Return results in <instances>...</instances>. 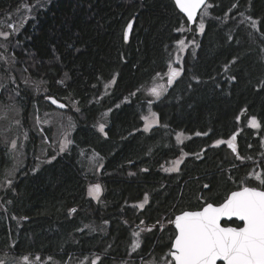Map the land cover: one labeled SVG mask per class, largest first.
Masks as SVG:
<instances>
[{
    "label": "trees",
    "instance_id": "1",
    "mask_svg": "<svg viewBox=\"0 0 264 264\" xmlns=\"http://www.w3.org/2000/svg\"><path fill=\"white\" fill-rule=\"evenodd\" d=\"M34 1L0 0V16ZM201 17L204 29L197 33L173 0H52L16 32L12 55L26 67L25 80L16 78L14 87L2 76L0 100L43 113L55 106L42 96L52 97L75 119L64 152L50 161L28 158L0 192V253L64 263L111 250L159 264L164 254L169 259V221L177 213L218 204L241 182L264 189L255 179H264V0H207ZM184 36L196 46L184 54L179 76L152 101L159 124L145 131L150 99L141 89L166 71L173 44ZM36 80L41 93L31 90ZM104 82L113 85L101 96ZM250 117L259 127L249 125ZM180 132L188 137L178 142ZM29 135L28 150H34L37 129ZM233 135L236 152L216 143ZM84 151L100 157L99 172L81 164ZM182 154L178 170L162 169ZM9 165V145L0 135V176ZM93 183L102 187L99 201L87 194ZM145 196L143 209L133 206ZM101 223L107 228L87 229ZM137 224L146 230L136 249L130 229Z\"/></svg>",
    "mask_w": 264,
    "mask_h": 264
},
{
    "label": "rangeland",
    "instance_id": "2",
    "mask_svg": "<svg viewBox=\"0 0 264 264\" xmlns=\"http://www.w3.org/2000/svg\"><path fill=\"white\" fill-rule=\"evenodd\" d=\"M51 1L35 0L33 4L21 3L20 6L17 7L15 6L9 12L0 16V82L2 80V76H4L5 74L8 75L9 81L13 83L11 85L14 87L18 85L16 83V78L20 80H25L24 76L26 74L24 71L26 67H24L25 69L20 67L16 63L13 57L14 55H12L14 54V51L12 50V46L14 45L13 36L16 34L18 30H20L22 26L25 25V23L28 20L34 17L35 13L38 12L39 9L47 6V4H50ZM203 20L204 17H201L197 20L195 24L197 33L201 32L199 25ZM185 31H187L186 28L180 29L181 33H185ZM180 40L184 41L183 47H181L179 44ZM180 40H178L173 44L174 52L172 54V60L166 71L162 73H158L151 80H149L141 89L144 96L150 99L147 100V103L144 108L146 109L145 114L143 116L144 130H145L144 117L150 116L151 113H155V121L151 124V127L147 131H149L152 127L159 124L157 113L153 110L151 106L152 101L156 100L157 98L155 96L150 95L149 90L152 89L153 87L162 86V88L160 89L162 95L170 85L168 83L170 70L175 69L179 71V73H181L180 65L184 54L189 48H194L196 46V41L188 40L186 36H184ZM178 76H176L173 79V81ZM27 82L31 83L30 80H28ZM31 85H32L31 90L36 93H41L42 91H44V86L40 85L38 80H36L35 84H31ZM112 85L113 82H104L101 89V96L105 94L112 87ZM8 92H10V88L8 89ZM6 94L7 92L5 91L4 95ZM0 95H1V88H0ZM41 99L48 100L49 98L48 96L43 95ZM24 108L25 107L18 106V104L12 98L10 99L7 98L5 99V101L0 100V135L3 137V141H5L9 145V158H10V165L7 167L5 171H3V175L0 176V192L5 190L12 184L13 180L16 177V174L25 166L26 160L28 158L29 159L35 158L37 162L50 161L54 157L64 152L67 149V146H69L71 128L73 125V119L75 118L72 112L70 113L61 112L62 109L70 110L68 107L65 106V104L63 108L55 107L53 108V110L50 111H46L42 109L44 111L43 113H40L39 111L35 112L32 109L27 110ZM54 109H57L58 111ZM252 118L254 117L249 118L248 123ZM105 119H106L105 116L102 115L96 123V127L100 131H101V126H103L104 129ZM31 129H37V133H38L35 143L36 147L34 150L31 149L28 150L29 143L31 142L29 141V137H30L29 131ZM49 134H51L50 137L48 136ZM178 136H179V140L177 139ZM187 137L188 135L182 132L177 133L176 135V139L178 142H181ZM230 139L231 137L221 141H223V143L228 145V141ZM82 156L83 157H81V164H84L88 168L89 172H99L101 170L102 160L95 152L84 151L82 152ZM184 158H185V154H182L174 159H171L162 165V169L165 171H167V169H172V168L178 170ZM177 161H179V163H176ZM256 175L257 174H255V176ZM94 185H99L101 189L98 198L89 195V190ZM87 194L94 201H99L100 197L102 196L101 185L98 183L90 184L87 189ZM140 204H144L145 206L147 203H145L143 200L142 202H137L133 204V206H135L138 209H143L139 207ZM167 224L168 221L162 223L160 225L161 230L163 227L167 226ZM133 227L134 228L137 227L141 229L137 230V228L133 229ZM133 227L132 230L130 229L131 240H132V244L136 245L138 244L140 233L145 231L146 227L145 226L142 227V224ZM104 228H107L106 223H101L99 225H91L87 229L90 232H96L98 230H104ZM134 233H138V235H134ZM167 253H169V250L167 251ZM130 254L132 253L130 252ZM152 255L155 256L154 254ZM150 259L151 261H153L152 258ZM169 259L164 254L159 264H167V261ZM98 260H99V256L97 255L96 252L86 253L78 257H72L64 263L58 262L55 258L52 257L45 258L40 255H23L21 257L20 256L16 257L6 251L0 253V264H95V263L97 264ZM124 264H137V262L136 260L134 261V258L132 259L131 256L128 255V260ZM141 264H151V262L142 261Z\"/></svg>",
    "mask_w": 264,
    "mask_h": 264
},
{
    "label": "snow or ice",
    "instance_id": "3",
    "mask_svg": "<svg viewBox=\"0 0 264 264\" xmlns=\"http://www.w3.org/2000/svg\"><path fill=\"white\" fill-rule=\"evenodd\" d=\"M205 3L206 0H175L176 6L190 21ZM205 14H207L206 9ZM255 26L253 22V27ZM131 27L132 25L129 24L128 28ZM199 27L201 31L204 29L203 21ZM179 44L183 47L184 41L180 40ZM179 74V71L171 69L168 83L171 84ZM161 88L162 86L153 87L149 90V94L159 99ZM52 103L56 104L57 101L52 99ZM144 120L147 131L155 121V113L144 117ZM249 123L252 127H259L255 118ZM177 139L179 140V136ZM235 139L233 135L228 141V147L233 152H236V147L232 143ZM216 143L220 144L223 141ZM175 170V168L167 169V171ZM255 179L260 185H264V179L260 175H256ZM100 190L99 185H94L90 188L89 195L98 198ZM147 200L145 196L144 202L147 203ZM139 207L143 208L144 204H140ZM233 218L241 221L242 226H222V220L232 221ZM169 223L175 226V236L170 246L168 253L170 259L167 264H217L218 261L223 264H264V190L258 187L246 186L241 182L239 189L232 191L222 202L218 204L206 202L200 210L183 211ZM135 246L139 247V244Z\"/></svg>",
    "mask_w": 264,
    "mask_h": 264
},
{
    "label": "flooded vegetation",
    "instance_id": "4",
    "mask_svg": "<svg viewBox=\"0 0 264 264\" xmlns=\"http://www.w3.org/2000/svg\"><path fill=\"white\" fill-rule=\"evenodd\" d=\"M232 221H234V220H232ZM232 221H230V222H223L222 224H223V226H230V225L231 226H236V225H234V224L231 223ZM138 225L139 224H137L136 226H138ZM149 225H151V224H149ZM152 227L151 226L150 227H147V231L148 230L150 231L152 229ZM174 236H175V229H174ZM174 236H173V238H174ZM94 252H96L97 255L99 256V260L97 261V264H102V263H109V264H111V262H113V264H124L128 260V258L126 256L124 257L121 254L113 253L111 250L110 251H105V253L104 252H97V251H94ZM78 256L79 255H77L75 257H78ZM105 258H108L109 260L108 261H104ZM141 258H145V257L143 256ZM141 262H142V259H141V261L138 260L137 264H141ZM150 262H151V264H154L152 261H150ZM219 264H221V263H219Z\"/></svg>",
    "mask_w": 264,
    "mask_h": 264
},
{
    "label": "water",
    "instance_id": "5",
    "mask_svg": "<svg viewBox=\"0 0 264 264\" xmlns=\"http://www.w3.org/2000/svg\"><path fill=\"white\" fill-rule=\"evenodd\" d=\"M173 1H174V3H175V0H173ZM206 3H207V0H206ZM206 3H205V4H206ZM175 5H176V4H175ZM202 6H204V5H202ZM202 6H201V7H202ZM176 7H177V6H176ZM177 8H178V7H177ZM200 9H201V8H200ZM200 9H199V10H200ZM178 10L180 11L179 8H178ZM199 10L197 11L195 18H194L192 21L188 20L186 14H184V13L181 12V11H180V12H181V13L183 14V16L187 19V21H188V25H189V26H192V25H194V24L196 23V21H197V17H198ZM128 32H129V28L127 29V34H128ZM52 99H53V98H52ZM56 105H57L58 108H63V107H59V105H64V104H61V103L57 102ZM250 187H251V186H250ZM260 189H261V188H260ZM236 190H238V189H236ZM236 190H233V191H236ZM261 190H264V189H261ZM231 192H232V191H231ZM231 192H230V193H231ZM230 193H229V194H230ZM229 194H228V195H229ZM214 204H215V203H214ZM201 208H202V207H201ZM201 208H199V209H195V210H184V211H197V210H200ZM182 212H183V211H182ZM179 214H181V212H180V213H177L176 215H179ZM176 215H175V216H176ZM175 216L173 217L172 220L175 219ZM233 220L236 221V222H238V223L240 224V226H242V222H241V221H238V220H236L235 218H233ZM223 222H230V221L222 220V221H221V224H222ZM170 226H171L172 228L175 229L174 224L170 223ZM222 226H223V224H222ZM230 226H231V225H230ZM231 227H236V226H231ZM173 241H174V238H173V240H172V243H173ZM172 243H171V244H172ZM219 263L223 264V262H221V261H218V262H217V264H219Z\"/></svg>",
    "mask_w": 264,
    "mask_h": 264
},
{
    "label": "bare ground",
    "instance_id": "6",
    "mask_svg": "<svg viewBox=\"0 0 264 264\" xmlns=\"http://www.w3.org/2000/svg\"><path fill=\"white\" fill-rule=\"evenodd\" d=\"M204 6H202L201 7V9L203 8ZM201 9L199 10V13H200V11H201ZM199 13H198V15H199ZM198 18V17H197ZM128 29V28H127ZM126 33H127V30H126ZM129 33V32H128ZM127 36H128V34H127ZM54 97V96H53ZM54 99V98H53ZM56 100V99H55ZM59 100V99H58ZM48 101L52 104V105H54L55 107H57V105L56 104H53L52 103V97H50L49 99H48ZM57 101V100H56ZM57 102H59V103H61V104H64V103H62V102H60V101H57Z\"/></svg>",
    "mask_w": 264,
    "mask_h": 264
}]
</instances>
